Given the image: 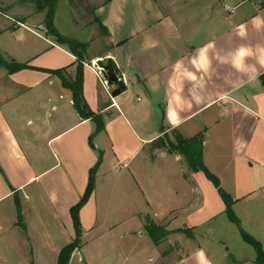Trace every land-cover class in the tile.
<instances>
[{
  "label": "crops",
  "instance_id": "1",
  "mask_svg": "<svg viewBox=\"0 0 264 264\" xmlns=\"http://www.w3.org/2000/svg\"><path fill=\"white\" fill-rule=\"evenodd\" d=\"M94 17L109 48L84 62V118L51 72L74 78L76 56L34 2L0 4V53L28 65L0 66V264H57L97 164L70 264H257L241 230L264 250V0H104ZM108 56L127 84L116 97L93 64ZM174 129L202 134L239 224L182 154L151 150ZM148 218L169 231L159 243Z\"/></svg>",
  "mask_w": 264,
  "mask_h": 264
},
{
  "label": "trees",
  "instance_id": "2",
  "mask_svg": "<svg viewBox=\"0 0 264 264\" xmlns=\"http://www.w3.org/2000/svg\"><path fill=\"white\" fill-rule=\"evenodd\" d=\"M35 4L36 11H46V18L44 20L47 32L46 35L52 37L54 41L61 45L65 46L72 54L76 56L77 70L74 78L65 75L66 68L51 70L52 73L57 74L62 81V84L69 88L72 91V98L75 104V107L79 111L82 117H95L93 111L89 108L84 95H83V70H84V62L87 50V44L81 43L80 41L72 38H67L61 36L59 34L58 29L55 27L54 18L56 13V6L59 0H32ZM101 27L107 33V29L101 25ZM0 66L7 68L9 72H15L17 70L28 67L27 64L11 62L6 59L0 53ZM100 129V126L97 128ZM202 142L203 137L202 134L195 137H186L182 133H180L177 129L172 130L171 135L168 133H164L158 138L154 139L150 146L153 149H163L169 153L178 152L182 154L189 166V168L193 171L201 170L206 177L217 187L219 193L221 194L223 200L226 203V213L229 219L239 224V220L236 217L235 213L232 210L233 200L231 197L220 187L219 179L212 174L207 167L204 165L202 160ZM101 160V158H100ZM99 160V161H100ZM98 164L91 170L90 179L88 187L85 191V194L82 200L72 207L71 214L75 227V238L68 244H66L59 252L57 264H70V260L73 252L80 248L82 245L81 234V221L79 216V211L82 206L86 203L90 195L94 190L95 183V173L97 171ZM146 228L155 243H159L165 236L169 233V231L165 228V225L157 224L150 218L147 219ZM187 230V229H185ZM243 239L251 244L256 253V263L260 264L264 262V250L262 249L261 243L246 233L244 230H241Z\"/></svg>",
  "mask_w": 264,
  "mask_h": 264
},
{
  "label": "rangeland",
  "instance_id": "3",
  "mask_svg": "<svg viewBox=\"0 0 264 264\" xmlns=\"http://www.w3.org/2000/svg\"><path fill=\"white\" fill-rule=\"evenodd\" d=\"M102 2H104V0H59L56 6L54 18L55 27L58 29L61 36L76 39L88 45L85 60L97 53L106 52L109 48L107 33L94 17V8ZM0 4L5 7L11 16H16L20 14V12L31 10L33 1L0 0ZM46 11L47 10L40 11L43 13L44 19L42 24L45 33L47 32L44 23ZM8 35L9 37L11 36L10 34ZM9 40L11 39L9 38ZM5 58L9 59L6 56ZM12 59L13 57H11V60ZM151 150H153V148ZM101 194L106 196L107 191H101ZM89 237L91 238V236Z\"/></svg>",
  "mask_w": 264,
  "mask_h": 264
},
{
  "label": "water",
  "instance_id": "4",
  "mask_svg": "<svg viewBox=\"0 0 264 264\" xmlns=\"http://www.w3.org/2000/svg\"><path fill=\"white\" fill-rule=\"evenodd\" d=\"M94 66L100 70L101 77L109 87H112L111 96L116 97L127 90L123 71L113 57L108 56L95 61Z\"/></svg>",
  "mask_w": 264,
  "mask_h": 264
},
{
  "label": "built area",
  "instance_id": "5",
  "mask_svg": "<svg viewBox=\"0 0 264 264\" xmlns=\"http://www.w3.org/2000/svg\"><path fill=\"white\" fill-rule=\"evenodd\" d=\"M96 70L99 72V74H100V70L98 69V68H96ZM101 75V74H100ZM106 82V81H105Z\"/></svg>",
  "mask_w": 264,
  "mask_h": 264
},
{
  "label": "clouds",
  "instance_id": "6",
  "mask_svg": "<svg viewBox=\"0 0 264 264\" xmlns=\"http://www.w3.org/2000/svg\"><path fill=\"white\" fill-rule=\"evenodd\" d=\"M202 255V254H201Z\"/></svg>",
  "mask_w": 264,
  "mask_h": 264
}]
</instances>
